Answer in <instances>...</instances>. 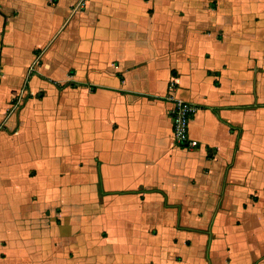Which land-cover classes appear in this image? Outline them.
Here are the masks:
<instances>
[{"label":"crops","instance_id":"1","mask_svg":"<svg viewBox=\"0 0 264 264\" xmlns=\"http://www.w3.org/2000/svg\"><path fill=\"white\" fill-rule=\"evenodd\" d=\"M35 3L0 0V115L26 79L41 122L0 264H264V0ZM31 4L34 40L15 29ZM39 45L49 79H27ZM176 100L198 109L194 150Z\"/></svg>","mask_w":264,"mask_h":264},{"label":"rangeland","instance_id":"2","mask_svg":"<svg viewBox=\"0 0 264 264\" xmlns=\"http://www.w3.org/2000/svg\"><path fill=\"white\" fill-rule=\"evenodd\" d=\"M15 0H3V6L5 8L8 7L7 4L9 2H13ZM35 5H39V2L42 0H35ZM18 6V4H17ZM21 6V5H20ZM23 8V13L26 14V6H21ZM34 7L32 4L29 5L30 12L27 13V19L20 21H16L15 25L19 28H15L20 30V34L23 32H28L30 35L28 40H34L35 38H39V27L35 22L39 18H36L39 15L38 11L32 10ZM5 15V14H4ZM20 16L19 10H13L12 15L4 16L3 18V31L7 28V19L8 17ZM43 18L45 16L42 14ZM43 25L48 26L49 23L47 20L42 22ZM48 29L46 27L44 30ZM25 34L21 37V39H25ZM40 48L35 50L36 58L32 64V66L27 71V79H31L34 75L42 76L46 79L47 74L44 72L45 70V53L46 49L43 45H39ZM43 46V47H41ZM2 68L0 67V84L2 78ZM26 79L24 83L21 84V87L15 90L17 94H13L14 97L20 95V98L17 97L16 100L13 96L9 100V105L0 115V188L3 189V193H0V219L3 220V228L8 225V221L14 217L12 216L11 210L9 207L17 206V195L15 193L16 187H32V181L30 177L36 175L35 169L32 167L31 163L27 165H22L20 163V159L22 157V148H18L17 144L19 142H28L31 141L29 135H27L26 131H30L28 128H33L32 126H39L41 124L40 120L37 117H32L29 109L30 104L29 100L27 101V96L29 93V88L26 87ZM29 87V84H28ZM46 93V91L44 92ZM16 95V96H15ZM59 102H64V96L62 95V91L59 94L58 98ZM5 117H4V116ZM50 118V117H47ZM9 121V122H8ZM24 121L28 127H24V131H22V122ZM8 123V124H7ZM21 128V129H20ZM7 132V133H6ZM5 133V134H4ZM22 133L19 137V135ZM31 133V131L29 132ZM40 153L42 151L40 150ZM27 177V178H26ZM29 177V179H28ZM10 189V193L6 194V189ZM4 205V206H3ZM6 205V206H5Z\"/></svg>","mask_w":264,"mask_h":264},{"label":"built area","instance_id":"3","mask_svg":"<svg viewBox=\"0 0 264 264\" xmlns=\"http://www.w3.org/2000/svg\"><path fill=\"white\" fill-rule=\"evenodd\" d=\"M198 114L197 107L188 101L176 100L171 110L173 120V139L177 146L187 150L199 147L198 142L190 137V125Z\"/></svg>","mask_w":264,"mask_h":264}]
</instances>
